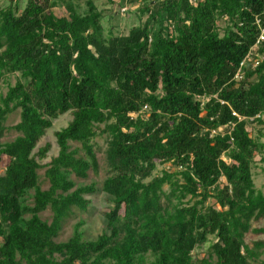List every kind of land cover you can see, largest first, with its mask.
<instances>
[{
	"label": "trees",
	"instance_id": "1",
	"mask_svg": "<svg viewBox=\"0 0 264 264\" xmlns=\"http://www.w3.org/2000/svg\"><path fill=\"white\" fill-rule=\"evenodd\" d=\"M122 1L108 0L118 9ZM139 1L144 18L127 34H105L102 18L114 12L91 0L83 14L71 0L0 8V84L17 74L0 96V138L19 110L17 136L0 144V264H264V184L255 189L250 168L256 153L264 162V142L249 136L264 126L254 117L264 113V42L261 61L233 78L264 0ZM63 4L69 15H55ZM65 113L70 120L53 133L57 153L43 164L49 144L38 143ZM102 134L106 229L84 239L78 223L56 242L63 221L86 212V196L98 191L72 189L70 175L97 171L92 141ZM157 164L168 167L153 175ZM46 209L49 222L39 216ZM210 237L207 255L194 254Z\"/></svg>",
	"mask_w": 264,
	"mask_h": 264
},
{
	"label": "rangeland",
	"instance_id": "2",
	"mask_svg": "<svg viewBox=\"0 0 264 264\" xmlns=\"http://www.w3.org/2000/svg\"><path fill=\"white\" fill-rule=\"evenodd\" d=\"M26 0H20V5L23 7ZM87 1L88 0H71L72 8H74L78 13L83 14L87 10ZM95 7L98 10L104 9H112L114 12L113 15L106 14L102 18V26L104 28V33L107 34L109 30H111L114 34H127L129 28L131 26L137 25L144 18L142 12L139 11L140 6H142V2L134 1L132 4L130 0H123L122 6L119 7L115 5L112 6L108 0H91ZM7 0H0V8L6 5ZM125 8L121 11V8ZM52 11L57 16H68L69 9L67 4L57 5L52 8ZM229 24V21L225 17H221L217 20V29L219 34L222 35L225 28ZM17 74H8L5 76V80H3L0 84V96L4 95L8 85H13L16 81ZM144 110V109H143ZM71 115L69 113H65L64 115L58 117L57 119L52 121V126L46 131L43 137L40 139L38 145H44L45 143L49 144V150L47 152L46 158L41 161V163H46L49 159L56 155L57 153V145L55 142L54 132L58 129L64 127L67 122L70 120ZM19 120V110H16L9 114L5 120V125L7 130L4 132V135L0 138V144L9 142L13 140L17 133L11 128L14 124H16ZM249 136L252 139H258L259 141L264 142V126L261 125H253L249 127ZM92 147L96 154L98 161L97 171L89 170L88 177L86 179L76 178L74 175H70V178L74 181L75 189L79 185H89L94 184L98 191L90 196H86L90 200L89 209L86 212L75 211V214L67 217L62 225L58 234L54 238L56 242H62L67 240L74 231L75 225L80 223V230L82 232L84 239H94L96 238L103 230H105V218L104 214L107 208L110 206V202L103 191L100 190L101 183L103 179L107 175V164L105 151L107 148V136L102 134L97 136L92 141ZM79 147L77 143H71V148ZM262 155L256 153L253 161L250 164L251 168V177L252 182L255 189L263 190L264 184V162L260 160ZM165 165L157 164L156 169L153 172V175H160L161 169ZM44 168L38 170L39 174V186L42 190L47 189L48 182L43 176ZM164 188H167L164 186ZM71 189V191H72ZM33 191L31 190L27 196V202H31V194ZM206 205H212L217 207L214 202V199L209 198L206 202ZM39 216L46 221H50L51 212L49 209H46L39 213ZM262 223L252 222L254 227L260 226ZM260 236H256L253 234H247V240H254L259 238ZM213 241L212 237L208 239L201 247L196 248L193 253L197 255H207L209 245ZM147 260L151 259V256H146Z\"/></svg>",
	"mask_w": 264,
	"mask_h": 264
},
{
	"label": "built area",
	"instance_id": "3",
	"mask_svg": "<svg viewBox=\"0 0 264 264\" xmlns=\"http://www.w3.org/2000/svg\"><path fill=\"white\" fill-rule=\"evenodd\" d=\"M125 8H121L120 10L123 11ZM255 24L257 25L259 29L258 36L252 45V47L249 49L245 57L240 61L238 69L235 71L233 78L238 80L241 79L242 73L241 68L245 64H250L252 67H255L262 59V55L257 52L258 45L262 42H264V21L262 22L258 16H255L254 18ZM200 100H203L201 97H197ZM145 108V106L143 107ZM232 115L236 116L238 119H242V117L238 116L235 112H232ZM254 117L260 118L264 120V113H257ZM254 117H251L250 120H253ZM232 124H230V129H232ZM216 133L215 130L211 131V134ZM168 167V164L165 165Z\"/></svg>",
	"mask_w": 264,
	"mask_h": 264
}]
</instances>
